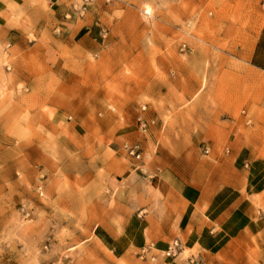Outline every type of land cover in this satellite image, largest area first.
Instances as JSON below:
<instances>
[{
    "label": "rangeland",
    "instance_id": "1",
    "mask_svg": "<svg viewBox=\"0 0 264 264\" xmlns=\"http://www.w3.org/2000/svg\"><path fill=\"white\" fill-rule=\"evenodd\" d=\"M6 28L0 264H228L217 213L182 195L193 170L212 173L196 197L248 194L242 251L264 264V72L245 60L264 0H0Z\"/></svg>",
    "mask_w": 264,
    "mask_h": 264
},
{
    "label": "crops",
    "instance_id": "2",
    "mask_svg": "<svg viewBox=\"0 0 264 264\" xmlns=\"http://www.w3.org/2000/svg\"><path fill=\"white\" fill-rule=\"evenodd\" d=\"M12 28H6L0 30V43L9 40L7 37L10 38V31H12ZM246 62L248 65H250L251 68L257 71L264 72V29L260 30L254 42L252 43L250 49L246 53L245 57ZM0 143H2L0 141ZM203 165L209 164L207 161L201 162ZM197 164V162H196ZM196 166V165H195ZM142 167V165H141ZM157 173V171H155ZM154 173V174H155ZM191 179L188 185L183 189V196L187 194V200L190 201L193 204H196L197 206L201 207L202 204H205V208H202V212H214L217 213L213 220V225H217L218 227H222L225 233H228V235H222L219 234L216 236L217 242L219 244H236L238 245L235 250H224V249H218L217 253H219L224 260H228V264H258L256 260L251 256H244L243 255V244L245 243V236L243 234V221L241 220V223H239L238 219L242 218V216L246 213H252L255 211L254 204L248 199V194L239 191H233L231 190L229 194H231L230 198L226 203H220L218 196H207L202 197V194L200 193L196 197V192L192 191V187L196 186L198 184L203 183V185L206 183V181L212 176V173H200L196 172V170H193L191 172ZM211 174V175H210ZM160 179H155L154 181L155 186H153L152 190L156 191V194L158 192H164V187H160L161 184H163V177H159ZM194 184H191V183ZM192 186V187H190ZM201 186V185H200ZM167 191L176 192V194L179 195V193L175 189H167ZM181 196V195H180ZM216 201V202H215ZM215 202V203H214ZM220 204V207H218V203ZM198 211H200V208L195 207ZM224 213L226 214L225 217L221 218V216ZM235 221V223H234ZM210 225V224H209ZM212 225H210L211 227ZM191 241V240H190ZM169 242V241H168ZM181 242V240H180ZM249 242V241H248ZM191 244V243H189ZM167 245V244H166ZM166 247V246H165ZM182 249V248H181ZM179 252L178 254H180ZM177 254V255H178ZM174 256V257H177ZM166 264H183L178 259H173L172 261L167 262Z\"/></svg>",
    "mask_w": 264,
    "mask_h": 264
},
{
    "label": "built area",
    "instance_id": "3",
    "mask_svg": "<svg viewBox=\"0 0 264 264\" xmlns=\"http://www.w3.org/2000/svg\"><path fill=\"white\" fill-rule=\"evenodd\" d=\"M185 48H186V44L185 43L181 44L180 49L185 50ZM145 109H146V105H142L141 110H145ZM138 119L140 121L141 129L145 130L146 126L148 125V122L146 120L142 119L141 117H139ZM125 149L129 155L133 156L136 159H141V153L138 150V147L136 145H133V146L132 145H130V146L125 145ZM204 151H205V153H208V151H209L208 147H205ZM247 165H248V161L246 159L245 160V166H247ZM181 248H182V245H181L180 240L178 238H173L167 243L166 247L162 251V254L166 257H174L181 251ZM150 249H151L150 246L143 247L139 253L140 258H147V254L151 252ZM149 258L151 261H153L155 259L154 254H150ZM190 264H202V262L196 260L195 258H191Z\"/></svg>",
    "mask_w": 264,
    "mask_h": 264
}]
</instances>
